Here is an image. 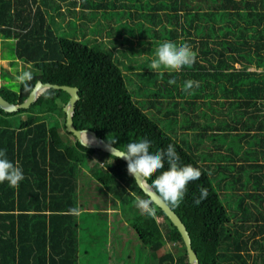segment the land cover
<instances>
[{
	"label": "trees",
	"instance_id": "1",
	"mask_svg": "<svg viewBox=\"0 0 264 264\" xmlns=\"http://www.w3.org/2000/svg\"><path fill=\"white\" fill-rule=\"evenodd\" d=\"M72 25L83 38L86 29L101 33L112 49L69 37ZM0 37L13 39L14 60L36 69L17 90L0 86L6 100L21 103L38 80L76 86L75 128L123 150L141 139L151 153L173 144L181 165L202 172L178 207L166 202L186 226L199 264H264V0H0ZM164 41L189 44L195 63L179 72L150 70ZM186 80L200 86L184 92ZM68 99L47 88L26 109L0 108V150L25 177L18 188L0 183V264H81L95 255L96 234L87 247L80 241L93 216L85 209L116 214L118 223V214L126 218L140 248L150 251L148 263L188 264L177 228L128 175L126 162L65 130ZM148 110L161 115L163 128ZM91 187L96 198L85 200ZM200 187L208 195L196 205ZM237 193L231 214L226 205ZM140 199L151 201L154 215L142 213Z\"/></svg>",
	"mask_w": 264,
	"mask_h": 264
},
{
	"label": "clouds",
	"instance_id": "2",
	"mask_svg": "<svg viewBox=\"0 0 264 264\" xmlns=\"http://www.w3.org/2000/svg\"><path fill=\"white\" fill-rule=\"evenodd\" d=\"M196 61V53L192 51L187 43L177 45L172 41H164L155 49L154 58L149 64V69L156 71L179 72L185 66L190 67ZM168 83L175 84V79H170ZM199 81L186 80L182 86V91L191 94L193 88H198ZM91 143L90 140L86 143ZM85 145V146H86ZM150 141L141 139L137 142H130L124 146V150L119 151L116 158L124 159L127 164V173L134 180L140 178L147 180L153 174L160 172L151 182V187L158 193L160 198L178 207L183 200L189 182L196 181L202 176V172L191 164L181 165L180 157L173 144H169L166 149H160L151 153ZM110 147V145H109ZM114 154V150L110 147ZM165 163L168 165L164 169ZM22 169L18 162L13 163L6 156V149L0 150V183L7 182L10 187L18 188L19 183L24 179ZM208 191L204 187L199 188V196L194 198V203L199 205L207 198ZM151 201L140 199L137 207L146 215H154V209L150 207Z\"/></svg>",
	"mask_w": 264,
	"mask_h": 264
},
{
	"label": "rangeland",
	"instance_id": "3",
	"mask_svg": "<svg viewBox=\"0 0 264 264\" xmlns=\"http://www.w3.org/2000/svg\"><path fill=\"white\" fill-rule=\"evenodd\" d=\"M58 22L56 21V24H58ZM104 26L106 29L105 21H103L100 24L101 28H104ZM58 27H60V25ZM71 27L72 29L68 33L69 37L76 36V38L78 37L80 41L87 43L89 46L91 45V46H95L101 49L110 48L106 46V45H109V43L108 41L102 39L101 33H98L96 35V34H93V32L89 33V29H86L84 32L86 35L84 34V38H83V36H81L82 33L80 34L81 27H75L73 25ZM94 31L96 32V30ZM103 31L105 32V30ZM0 39L4 40V47L2 49L3 51L1 50V57L5 58L7 62V63L5 62L7 66L2 67L0 65V74H2V76L5 77V78H2L0 81L1 82L5 81L6 83H8L6 80V78H8L10 81H12L11 83L12 84L11 86H13L12 89L17 90L18 83L22 81L23 79H25L27 76L36 72V69L31 64H25L23 62H20V61L17 62V60H14L15 56L13 52L11 51V48L13 45V39H4L2 37H0ZM115 56L116 55H113L114 58H116ZM11 61L12 63H10ZM251 69H254V68L251 67ZM137 82L138 81L135 80L133 84L129 83L130 87L134 88ZM141 93L142 92L137 91V89L133 91L134 97L139 98V99H142ZM142 100H140L141 101L140 104L143 103ZM148 114H152L157 124H159V126L162 128L164 127V125L166 124V121H164L161 118L160 114H157L149 110H148ZM218 140H222V139L218 138ZM84 172L86 173V171ZM84 190L85 191L82 193L84 194L85 200L90 199L93 201V199L96 198L94 195L91 194V193H94V189L92 187L90 191H87L86 188ZM223 193L225 195H229L230 189L224 190ZM99 194L101 196L104 195L103 193H99ZM237 200H238V193L236 195V201H234L232 204L228 203L226 205L227 210L231 212V214H232V210L234 211L237 208ZM93 211L94 209H85L84 211L81 212V213L88 212L89 215H93L94 217L92 216V219H90L91 223L87 224L86 230L83 231L84 237H81L80 241H82L83 247H87L88 242H89V237H93V234H96L97 237L99 238L98 240L96 239L97 242L94 241L95 243H93L94 247L92 250L94 251L95 255L90 254V256H86V255L82 256L81 264H152V260L151 262L148 263V258L151 257L149 255L150 251L148 253L147 250L140 248L141 244L139 240L137 239V237L134 236L135 233L133 234L131 226H128V227L126 226V222L124 221L126 218L122 217V219H120L118 217L120 216V214H118L116 219L121 221L120 223H118L114 218L116 214H112V215L108 214L106 217L104 216L103 213H96V210L93 213ZM110 217H112V220L110 219ZM233 219L234 217L231 215V220ZM108 221H109V225L107 223ZM149 221L151 225H154L158 222L157 218L153 216L152 218H150ZM111 230H114L113 232L114 237H108V233ZM115 235L117 237H115ZM123 246H125V249H123ZM108 252H111V253L116 252L118 255H121V257H117L116 259L115 257H113V260L115 261L114 262L109 261V258L107 255Z\"/></svg>",
	"mask_w": 264,
	"mask_h": 264
},
{
	"label": "water",
	"instance_id": "4",
	"mask_svg": "<svg viewBox=\"0 0 264 264\" xmlns=\"http://www.w3.org/2000/svg\"><path fill=\"white\" fill-rule=\"evenodd\" d=\"M47 88L62 89L69 94V99L63 106V111L65 112V130L71 132L82 145L85 146L88 142V139L84 138V134H88L93 138V140H90L91 143L86 145L88 148H98L114 156H116L119 151L123 150L105 141L100 136H98L96 132L90 129L75 128L73 124V113L75 110V103L79 99L78 88L76 86L58 85L49 82L43 83L42 81L38 80L27 97L21 103L9 102L0 94V108L5 112H14L18 109H26ZM109 145L114 150V154L110 150ZM122 160L125 161L124 159ZM135 182L142 189L143 193L149 196L151 201H153V203L165 213L171 223L177 228L186 247L188 264H199L197 254L192 248L190 235L179 216L165 201L160 198L158 193L155 192L147 180L138 178L135 180Z\"/></svg>",
	"mask_w": 264,
	"mask_h": 264
},
{
	"label": "crops",
	"instance_id": "5",
	"mask_svg": "<svg viewBox=\"0 0 264 264\" xmlns=\"http://www.w3.org/2000/svg\"><path fill=\"white\" fill-rule=\"evenodd\" d=\"M1 48H2V45H1V39H0V65L2 66V67H4V66H7V62H6V60H5V58H3V57H1ZM6 62V63H5ZM11 63V62H10ZM2 78H5L4 76H2V74H0V80L2 79ZM6 80H7V82L8 83H6L5 81H3V82H1L0 81V86H3V85H6V86H8L7 84H11L12 83V81H10L8 78H6Z\"/></svg>",
	"mask_w": 264,
	"mask_h": 264
},
{
	"label": "bare ground",
	"instance_id": "6",
	"mask_svg": "<svg viewBox=\"0 0 264 264\" xmlns=\"http://www.w3.org/2000/svg\"><path fill=\"white\" fill-rule=\"evenodd\" d=\"M84 138L88 140H93V138L88 134H84Z\"/></svg>",
	"mask_w": 264,
	"mask_h": 264
}]
</instances>
